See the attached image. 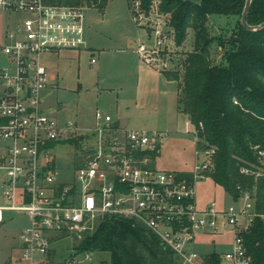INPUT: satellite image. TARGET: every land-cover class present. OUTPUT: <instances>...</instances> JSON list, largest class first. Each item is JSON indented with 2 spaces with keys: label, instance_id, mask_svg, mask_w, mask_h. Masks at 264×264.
Returning a JSON list of instances; mask_svg holds the SVG:
<instances>
[{
  "label": "built area",
  "instance_id": "2783aa9c",
  "mask_svg": "<svg viewBox=\"0 0 264 264\" xmlns=\"http://www.w3.org/2000/svg\"><path fill=\"white\" fill-rule=\"evenodd\" d=\"M134 1L135 19H150L148 32L154 39L152 45L139 43L136 51L142 62L164 70L167 63L160 54L174 44L173 30L158 17L157 0L151 17L140 0ZM0 11L23 16L0 39V222L5 211L29 218L11 264H52L57 236L92 231L104 217L132 219L146 227L180 264H254L243 232L257 216L264 219V211L258 212L252 194L240 195L235 200L243 202L240 206H219L216 201L197 206L195 184L206 177L203 171L214 148L196 149L202 158L189 180L181 170L156 167L153 151L160 149L159 131L122 126L101 109L95 112L93 127L73 120L60 124L44 110L43 92L52 76L41 56L86 47L84 5L0 0ZM188 125L197 141L196 127L190 120ZM72 138L81 139L78 156L83 163L74 179L61 180L48 151ZM258 154L264 164V150ZM227 225L232 238L226 251L190 247L199 232L223 233ZM85 256L91 259L88 252Z\"/></svg>",
  "mask_w": 264,
  "mask_h": 264
},
{
  "label": "rangeland",
  "instance_id": "374dc122",
  "mask_svg": "<svg viewBox=\"0 0 264 264\" xmlns=\"http://www.w3.org/2000/svg\"><path fill=\"white\" fill-rule=\"evenodd\" d=\"M134 0H108L104 8L84 5L87 34L96 49H62L41 56L55 78L43 92L44 110L65 123L75 121L81 127L95 126L97 109L109 113L114 120L127 118L130 129L159 131L160 149L155 165L162 170H193L198 161L196 137L190 132L188 118L177 107V82L162 77L156 66L141 61L136 49L139 43L152 45L150 19H135ZM151 9V8H150ZM150 9L146 15L153 14ZM159 18L170 25V14ZM22 14L0 11V39L6 30L22 19ZM239 16H210L208 26L214 36L212 58L225 63V52L232 44L229 36L237 33ZM171 27V26H170ZM194 30L189 28L182 45L176 42L161 51L160 57L174 68L185 51L192 50ZM94 59V61H93ZM193 129V127H192ZM49 155L56 159L59 179L75 178L78 147L73 142L57 144ZM197 206L203 208L216 201L219 206H240L211 177L199 178L195 184ZM29 223L24 213L5 211L0 222V264H11L19 252L20 233ZM97 225H95L96 227ZM90 231L74 232L52 243V264H109L110 253L77 251L76 246ZM232 232L227 225L223 233H198L190 247L200 252L211 249L226 251Z\"/></svg>",
  "mask_w": 264,
  "mask_h": 264
},
{
  "label": "trees",
  "instance_id": "16d2710c",
  "mask_svg": "<svg viewBox=\"0 0 264 264\" xmlns=\"http://www.w3.org/2000/svg\"><path fill=\"white\" fill-rule=\"evenodd\" d=\"M44 1L100 8L108 3V0ZM140 1L141 7L148 11L156 0ZM157 1L159 10L170 14V26L178 45L187 39L189 28L194 30L192 50L183 52L174 68L161 72L177 82V107L197 129L196 149H215L204 174L234 200L250 192L258 212L264 211V164L258 154L259 149L264 150V28L249 30L242 25L246 0ZM215 15L240 17L237 33L229 36L232 46L226 50L223 64L212 58L214 36L208 20ZM247 20L251 25L264 22V0H252ZM80 141L72 138L67 142L79 148ZM157 153L158 147L153 156ZM82 163L77 155L75 166ZM182 174L193 179L192 171ZM62 236L65 234L56 238ZM243 237L254 264H264V219L257 216ZM76 250L109 252V264H180L175 253L152 231L127 218L100 219Z\"/></svg>",
  "mask_w": 264,
  "mask_h": 264
},
{
  "label": "water",
  "instance_id": "95a60500",
  "mask_svg": "<svg viewBox=\"0 0 264 264\" xmlns=\"http://www.w3.org/2000/svg\"><path fill=\"white\" fill-rule=\"evenodd\" d=\"M251 4H252V0H246V4H245V7H244V10L242 12V15H241V23L242 25L246 28V29H249V30H260L262 28H264V22L260 23V24H256V25H251L248 23V14H249V11H250V8H251ZM234 40H238V37H234ZM121 125L122 126H125L123 125L125 122V120H121Z\"/></svg>",
  "mask_w": 264,
  "mask_h": 264
},
{
  "label": "crops",
  "instance_id": "0c3cea01",
  "mask_svg": "<svg viewBox=\"0 0 264 264\" xmlns=\"http://www.w3.org/2000/svg\"><path fill=\"white\" fill-rule=\"evenodd\" d=\"M86 34H87V30H86ZM86 38H87V45H86V47L84 48V49H86V48H93V49H96L97 48V46H94L92 43H91V41L89 40V37H87L86 36ZM83 49V48H82ZM161 72V71H160ZM162 73V77H164V78H167L164 74H163V72H161ZM51 76H52V80L55 78V76L53 75V74H51ZM168 79V78H167ZM171 80V79H170ZM121 120H125V122H123L124 124L123 125H125V126H127V124H128V120H127V118H122ZM121 120H120V122H121ZM122 123V122H121ZM181 171H190V170H181Z\"/></svg>",
  "mask_w": 264,
  "mask_h": 264
}]
</instances>
